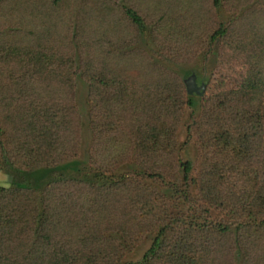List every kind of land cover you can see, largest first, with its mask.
I'll list each match as a JSON object with an SVG mask.
<instances>
[{"label": "trees", "instance_id": "obj_1", "mask_svg": "<svg viewBox=\"0 0 264 264\" xmlns=\"http://www.w3.org/2000/svg\"><path fill=\"white\" fill-rule=\"evenodd\" d=\"M38 3L0 16V264H264V46L233 77L205 68L231 25L210 22L179 48L164 20L130 7L114 34L113 21L96 33ZM191 74L199 96L185 92Z\"/></svg>", "mask_w": 264, "mask_h": 264}, {"label": "rangeland", "instance_id": "obj_2", "mask_svg": "<svg viewBox=\"0 0 264 264\" xmlns=\"http://www.w3.org/2000/svg\"><path fill=\"white\" fill-rule=\"evenodd\" d=\"M22 1L25 3L26 0H13L9 3L3 0L7 5L0 6L1 18L10 15L11 11H7V9H11L13 12V10L19 11L20 7L26 8L27 6H24ZM51 1L39 0L38 4L41 5L43 16L47 14L49 17L50 11L53 9L56 11L52 15L62 17L63 21L73 15L81 14L84 18L92 20V24L90 22L91 29L96 33L107 31L108 26H102L106 20L113 21L114 26L111 30L114 31V34L115 30L116 34L123 33L122 24H120L122 8H133L148 19L164 20L161 21V24L165 22L168 27L160 31L161 38L171 40L179 48H184V44L181 42H184L185 38L196 39L198 33H201L206 24L210 22H223L226 25H231L229 26L231 38H227L223 49H217V62L211 59L205 68L208 71V68L217 63V66H222L228 73L233 74V77L248 72L250 64L256 62V53L260 44L264 46V0H220L221 6L215 11L209 10L210 0H56L55 3H51ZM19 4L22 5L17 8ZM31 7L32 5L28 8ZM25 15H19L18 19L9 17L8 20L23 21ZM194 33L197 34L192 35ZM151 49L154 50L155 47H151ZM202 64L200 58H197L192 65L200 69ZM192 65L189 67H193ZM75 87V101L82 114L79 149V158L81 159L89 146L90 135L85 119V86L80 80H77ZM183 136V129H180L177 135L178 140H182ZM196 154L193 145H190L184 157L193 160ZM8 184V175L0 171V187H7ZM149 245L150 239L142 240L130 254L123 257L122 262L136 261L148 249Z\"/></svg>", "mask_w": 264, "mask_h": 264}, {"label": "water", "instance_id": "obj_3", "mask_svg": "<svg viewBox=\"0 0 264 264\" xmlns=\"http://www.w3.org/2000/svg\"><path fill=\"white\" fill-rule=\"evenodd\" d=\"M183 84L187 95L195 94L199 96L202 94L204 90V85L202 83L199 85L196 84L195 77L193 74L187 76L183 80Z\"/></svg>", "mask_w": 264, "mask_h": 264}]
</instances>
